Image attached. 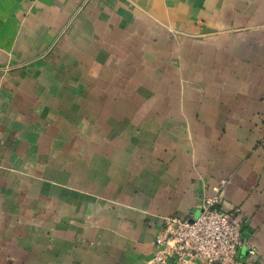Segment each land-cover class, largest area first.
<instances>
[{"label": "crops", "instance_id": "crops-1", "mask_svg": "<svg viewBox=\"0 0 264 264\" xmlns=\"http://www.w3.org/2000/svg\"><path fill=\"white\" fill-rule=\"evenodd\" d=\"M214 196L264 264V0H0V264H146Z\"/></svg>", "mask_w": 264, "mask_h": 264}, {"label": "built area", "instance_id": "built-area-1", "mask_svg": "<svg viewBox=\"0 0 264 264\" xmlns=\"http://www.w3.org/2000/svg\"><path fill=\"white\" fill-rule=\"evenodd\" d=\"M217 196L206 198L200 214L166 216L154 238V252L146 264H244L246 247L240 210L218 209Z\"/></svg>", "mask_w": 264, "mask_h": 264}]
</instances>
